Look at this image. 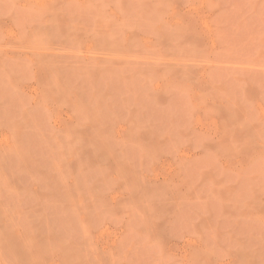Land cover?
<instances>
[{"label": "rangeland", "instance_id": "374dc122", "mask_svg": "<svg viewBox=\"0 0 264 264\" xmlns=\"http://www.w3.org/2000/svg\"><path fill=\"white\" fill-rule=\"evenodd\" d=\"M0 264H264V0H0Z\"/></svg>", "mask_w": 264, "mask_h": 264}]
</instances>
